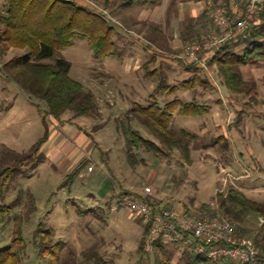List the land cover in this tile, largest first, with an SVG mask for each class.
Listing matches in <instances>:
<instances>
[{"label": "rangeland", "instance_id": "rangeland-1", "mask_svg": "<svg viewBox=\"0 0 264 264\" xmlns=\"http://www.w3.org/2000/svg\"><path fill=\"white\" fill-rule=\"evenodd\" d=\"M75 1L104 15L117 31L113 57L98 59L87 39H76L61 52L72 64L70 76L95 96L96 110L91 115L79 117L68 112L63 116L65 121L58 124L43 101L19 87L6 73L4 65L27 50L9 48L0 41V171L16 169L7 181L4 197L0 191V204L10 208L0 222V250L12 246L15 228L20 225L25 249L19 264L49 263L50 259L38 255L35 247L40 226L42 232L55 231L53 243L58 245L60 264H156L159 257L164 259L159 250L146 257L138 252L146 227L143 218L117 205L127 191L146 195L150 189L172 209L181 208L196 216H201L204 204H211L217 194L230 188L264 204V61L242 67L250 92L233 97L208 64L213 51L201 50L198 54L206 64L203 72L188 69L195 63L186 59L187 46L218 31L208 12L199 33L184 41L179 21L189 19L181 14L179 0L147 6H127L123 0H111L108 9L105 0ZM213 1L219 6L223 0ZM7 10L6 1L0 0V15L7 16ZM3 31L0 25V37ZM147 66L158 69L170 86L182 87L196 76H207L215 86L181 88L173 96L209 108L208 114L200 117L178 115L172 127L195 136L189 141L193 165L186 163L179 150L161 160L134 149V164L127 154L120 123L135 104L149 105L157 87L156 81L147 77ZM159 99L164 103L161 95ZM131 125L152 138L139 123ZM47 133L50 138L39 152L31 153L25 163L15 164V155L28 154ZM63 140L66 144L59 157L56 150ZM79 167L80 173L69 182ZM80 210L96 211L82 214ZM260 224L259 217L251 214L240 235L255 239ZM164 245L165 259L171 264H185L184 248L168 240ZM95 252L101 258L89 260Z\"/></svg>", "mask_w": 264, "mask_h": 264}, {"label": "trees", "instance_id": "trees-1", "mask_svg": "<svg viewBox=\"0 0 264 264\" xmlns=\"http://www.w3.org/2000/svg\"><path fill=\"white\" fill-rule=\"evenodd\" d=\"M8 5L7 16L0 15V25L4 28L0 41L9 48L27 50V53L8 61L4 68L6 73L19 87L29 94L43 101L48 109L49 115L58 124L65 120L63 116L72 112L75 116L83 117L92 114L96 110L95 96L85 90V86L70 76L72 64L61 56V52L73 45L76 39H87L100 60L115 55L116 43L114 36L117 31L113 23L107 18L93 10H89L75 0H5ZM163 0H123L127 6L134 5H156ZM218 2V0H216ZM111 0H105V9H108ZM208 17L207 12L201 16L199 21L189 19L182 21L181 37L186 41L189 36L195 37L205 25L202 19ZM264 17V15H263ZM264 61V24L255 27L252 38L245 40L237 38L224 44L215 50L208 60V64L215 68L221 85L228 90L231 96L240 97L248 94V82L242 74V67L256 65L258 61ZM156 61L153 58L152 63ZM151 63V62H150ZM149 65V64H148ZM198 65L188 67L195 72H203L205 69ZM147 77L155 80L157 87L150 96V104L147 106L135 104L134 108L127 113L126 120L120 123L126 137L128 156L133 159V150H144L156 158L165 160L169 153L175 150L181 151L187 164L193 165L190 156L189 141L195 138L191 133L181 130L176 132L172 129L177 116L200 117L207 115L209 108L198 104L196 101L185 102L179 98H173L181 88L184 90L195 89L198 85L215 89L211 80L195 77L179 86L167 84L163 74L158 69L150 70L147 66ZM164 98V103L159 96ZM137 122L150 137H145L140 130L134 129L132 123ZM49 133L45 138L37 142L28 154L15 155V164L25 163L30 159L31 153L39 152L48 142ZM81 167L69 177L73 182L80 173ZM15 168H6L0 171V191L2 196L7 192V181L13 176ZM154 193V192H153ZM148 192L139 194L127 191L134 199L149 203L156 211L172 209L163 202L158 194ZM119 208L123 207L117 204ZM216 205V208H213ZM201 216L186 212L184 209L175 210L178 213L189 214L196 218H217L228 220L237 226L238 233H242V225L251 214L264 218V204L249 198L244 192L230 188L227 193L217 194L211 204H204L201 208ZM174 210V209H173ZM96 210H80V213L94 214ZM10 213V208L0 204V222ZM16 233L12 246L0 250V264H19L21 255L25 249V242L21 235L20 225L16 226ZM39 226L35 234V247L38 255L45 260L50 259L47 264H60V258L56 251L57 244L53 243L55 231L49 229L43 231ZM259 234L252 240L259 250V237L264 233V223L258 230ZM148 227L143 228V238L139 244L138 252L146 257L153 251L161 252L164 259H156V264H171L166 258L165 239L157 240L150 251L145 249V240ZM242 235V234H241ZM174 246L180 247L173 243ZM262 248V247H261ZM186 250V249H185ZM155 251V253H156ZM154 253V252H153ZM260 254V251H259ZM261 257V255H260ZM92 258V259H91ZM98 252L89 255V260L100 259ZM185 264H216L207 259L194 256L190 251L184 252ZM260 262L262 264L261 258ZM114 264V263H112Z\"/></svg>", "mask_w": 264, "mask_h": 264}, {"label": "built area", "instance_id": "built-area-1", "mask_svg": "<svg viewBox=\"0 0 264 264\" xmlns=\"http://www.w3.org/2000/svg\"><path fill=\"white\" fill-rule=\"evenodd\" d=\"M205 8L218 31L203 36L186 48V59L204 69L205 62L198 58L201 50L215 52L237 38L249 40L254 28L264 24V0H223L219 6L213 0H208ZM118 201L130 214L143 218L148 227L145 240L147 251L163 238L211 262L261 264L254 242L241 236L237 226L228 220L196 218L169 208L156 211L149 203L126 194L121 195Z\"/></svg>", "mask_w": 264, "mask_h": 264}, {"label": "crops", "instance_id": "crops-1", "mask_svg": "<svg viewBox=\"0 0 264 264\" xmlns=\"http://www.w3.org/2000/svg\"><path fill=\"white\" fill-rule=\"evenodd\" d=\"M204 2H205V0H179L178 8H180V12H181V14H183V16L185 18H187V19H195L197 21V19L202 16L203 12L206 11V8H205L206 2L205 3ZM165 3L168 5V4L171 3V1L170 0H165ZM166 4H165V7H168ZM143 18H144V14H142L140 16V20H142ZM179 22L181 24L182 21H179ZM178 29L179 30L181 29L180 25H179ZM179 33H180V36H181V30L179 31ZM174 44L175 45L177 44V40H175ZM62 130H63V127H62ZM59 144H60L59 145L60 148H58L56 150V153L60 154L59 157H62L63 156V152H64V151L62 152V150L65 147L64 144H66V140L61 141ZM259 219L261 221L260 225H262L264 223V218L259 217ZM256 234L258 235L259 232H257ZM259 244H260L259 251H260V255H261L260 258H261L262 264H264V233L262 235H260V237H259ZM201 264H204V263H201ZM216 264H234V263H231L229 261H221V262L216 263Z\"/></svg>", "mask_w": 264, "mask_h": 264}]
</instances>
